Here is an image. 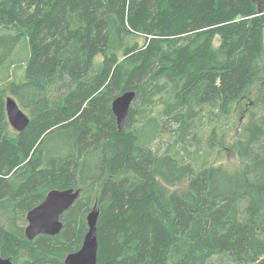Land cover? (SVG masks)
Returning a JSON list of instances; mask_svg holds the SVG:
<instances>
[{"label":"trees","instance_id":"obj_1","mask_svg":"<svg viewBox=\"0 0 264 264\" xmlns=\"http://www.w3.org/2000/svg\"><path fill=\"white\" fill-rule=\"evenodd\" d=\"M263 28L264 0H0V66L24 64L0 86V255L63 264L97 202V264H264ZM129 90L118 130L111 102ZM206 112L243 120L237 167L200 146L184 160L176 138L156 147L169 120L185 131ZM54 188L80 194L58 234L27 240V211Z\"/></svg>","mask_w":264,"mask_h":264},{"label":"water","instance_id":"obj_2","mask_svg":"<svg viewBox=\"0 0 264 264\" xmlns=\"http://www.w3.org/2000/svg\"><path fill=\"white\" fill-rule=\"evenodd\" d=\"M258 12H261L258 9ZM135 92L125 91L111 102V112L115 117L117 129L121 130L127 118ZM5 113L9 125L16 131H22L30 122L29 115L17 104L14 98H5ZM80 189L54 188L49 190L42 201L29 209L25 215L24 236L32 240L38 235H56L61 231V215L72 206L79 197ZM99 207L95 202L86 215L87 230L80 247L65 255L63 264H97L98 243L96 238ZM0 264H13L10 258L0 255Z\"/></svg>","mask_w":264,"mask_h":264},{"label":"rangeland","instance_id":"obj_3","mask_svg":"<svg viewBox=\"0 0 264 264\" xmlns=\"http://www.w3.org/2000/svg\"><path fill=\"white\" fill-rule=\"evenodd\" d=\"M254 2H258L259 0H253ZM142 40V38H141ZM214 45L219 44L218 36H215L213 40ZM262 45L264 48V28L262 34ZM20 48L19 46L14 48V53ZM263 63H264V53H263ZM5 65V66H4ZM1 67H9L7 70H0V86L3 85L4 82L7 80L4 77H7L11 80H16L22 73V69L24 67L23 59L13 60L9 65L5 60ZM25 112V111H24ZM26 113V112H25ZM211 116L209 113H205L200 119L195 120L189 130L180 131L178 130L177 124L175 120H169L167 127V132L164 136L159 137L157 140L156 147H160V152L165 151V149L169 146V144L174 140L177 139V144L175 149L180 152V155L184 157V160H188L190 155L194 154V148L196 146L203 147L204 152L206 153L207 149L212 151V155L209 160L206 162L207 165L210 164H219V163H226L230 167H237L239 164L238 157L235 153L233 148V142L236 137V128L243 122L242 119H238L239 115H231L228 117H223L218 114ZM215 130L217 134L222 137L223 142L219 145L214 144L213 148L209 147V131ZM202 151L201 153L198 152L195 157L197 159V164L201 165L205 162V157L202 158L204 154ZM183 185L177 187H171L175 189H180ZM18 257L24 258L28 257V250L27 249H19ZM65 254L63 255V259ZM17 258V257H16ZM15 259V257H14ZM227 259V258H226ZM225 258L220 257H213L212 260L208 264H232L228 262Z\"/></svg>","mask_w":264,"mask_h":264}]
</instances>
